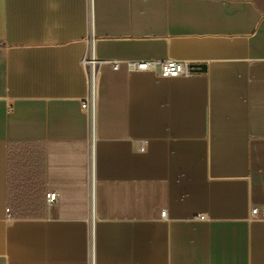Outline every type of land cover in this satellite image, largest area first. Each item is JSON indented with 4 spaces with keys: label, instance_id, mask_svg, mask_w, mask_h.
Returning a JSON list of instances; mask_svg holds the SVG:
<instances>
[{
    "label": "crops",
    "instance_id": "obj_1",
    "mask_svg": "<svg viewBox=\"0 0 264 264\" xmlns=\"http://www.w3.org/2000/svg\"><path fill=\"white\" fill-rule=\"evenodd\" d=\"M0 264H264V0H0Z\"/></svg>",
    "mask_w": 264,
    "mask_h": 264
},
{
    "label": "built area",
    "instance_id": "obj_2",
    "mask_svg": "<svg viewBox=\"0 0 264 264\" xmlns=\"http://www.w3.org/2000/svg\"><path fill=\"white\" fill-rule=\"evenodd\" d=\"M85 64L89 66V85L90 93L89 96L82 102V109L85 113L89 115L91 119H94L96 111V66L97 62L94 59H85ZM128 70L131 72L135 71H145L155 73L164 78H179L188 77L193 74L191 65L182 61L175 60H150V61H128ZM113 68L118 70L120 68L119 62H113ZM58 199V194L56 192H49L46 195V201L48 205H52ZM258 209H253L252 215L258 216ZM162 217H165L166 213L163 212Z\"/></svg>",
    "mask_w": 264,
    "mask_h": 264
},
{
    "label": "water",
    "instance_id": "obj_3",
    "mask_svg": "<svg viewBox=\"0 0 264 264\" xmlns=\"http://www.w3.org/2000/svg\"><path fill=\"white\" fill-rule=\"evenodd\" d=\"M193 72H205L206 66L205 65H191Z\"/></svg>",
    "mask_w": 264,
    "mask_h": 264
}]
</instances>
